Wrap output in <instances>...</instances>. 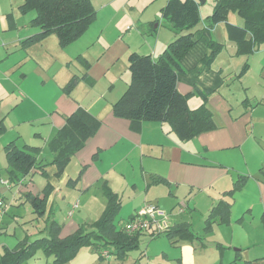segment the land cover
Wrapping results in <instances>:
<instances>
[{"label":"crops","instance_id":"1","mask_svg":"<svg viewBox=\"0 0 264 264\" xmlns=\"http://www.w3.org/2000/svg\"><path fill=\"white\" fill-rule=\"evenodd\" d=\"M90 1L95 10L93 22L78 38L61 46L54 32L36 37L41 28L33 22L35 11L22 10L24 0H0V117L3 121L10 120V128L4 123L6 130L0 135V172H6L7 182L9 174L4 148L9 142L15 141L19 147L39 148L37 158L50 162L52 154L45 156L46 153H42L56 132L64 127L67 117L80 109L99 122L94 136L72 156L62 172L58 174L57 168L49 165L46 175L34 172L20 184L10 182L9 186H0L1 197L5 200V195L16 188L29 202L27 194H41L48 182L52 191L42 217L46 228V214L49 211L54 213L59 202L56 193L63 192L64 188L69 196L74 193L69 204H62L71 208L77 203L78 209V202L83 197L92 198L99 194L104 198L105 208L103 184L106 183L118 194L120 201L122 192L135 195L133 202L137 201V204L122 227L138 208L148 204L156 205L158 209L169 205L171 210L184 205L176 220L170 222L166 218L162 224L172 227L186 223L197 235V239L175 244L166 236H160L166 237L169 245L162 246V250L155 247L153 252L141 254L146 260H136L134 264H264V92L254 99H244L235 109V105L222 94V68L218 72L209 69L214 58L207 66L199 64L178 74L177 82L180 94L197 90L206 94L203 101L195 93L188 98L187 105L189 108L200 102L199 106L205 104L212 113L213 130L185 140L171 132L166 122H132L116 117L113 104L122 97L130 82L129 55L137 53L157 60L178 35L161 18L168 0ZM154 1L158 2L157 7H153ZM30 13L33 14L30 20L20 17V14ZM208 17L206 24L195 30L206 28ZM236 24V20L234 24L226 23L228 27H244V24L241 27ZM226 37L234 44L236 55L246 58L242 67L247 65L249 68L248 57L264 46V41L252 43L249 46L251 52L244 55L239 53L240 44L229 38L228 28ZM38 46H42L41 51L36 49ZM47 51L56 55L55 63L62 73V79L55 82V94L51 98L39 96L31 88L35 83L47 85L52 79L53 64L45 67V59L40 57L48 54ZM16 55L18 57L12 60ZM74 65L80 67L79 72L69 69ZM242 71L240 75L245 73ZM72 76H76L77 81L66 92ZM36 95L43 99L35 98ZM194 96L198 100L192 101ZM27 101L29 103L25 105ZM17 113L25 117L21 118ZM11 115L16 116L17 124L13 123ZM71 164L74 169L69 172ZM39 175L43 180L35 183L34 177ZM153 177L165 179L166 184L153 183ZM238 179L241 185L227 196ZM200 192L202 196L197 199L199 195L196 193ZM61 199L65 201L66 195ZM220 201L228 204V222L208 225L206 218L210 213V220L225 213V206L212 213ZM121 208L122 201L120 211ZM196 213L198 217H195ZM61 224L64 226V221ZM76 227L70 232L62 229L61 235L74 233L79 228ZM154 229L153 225L149 232ZM26 239H18L11 248L0 245V254L4 248L13 249ZM84 252L89 259L79 250L73 257L78 261L73 264H99L92 249L90 253L88 250ZM126 259H115V262L125 264Z\"/></svg>","mask_w":264,"mask_h":264},{"label":"trees","instance_id":"2","mask_svg":"<svg viewBox=\"0 0 264 264\" xmlns=\"http://www.w3.org/2000/svg\"><path fill=\"white\" fill-rule=\"evenodd\" d=\"M199 6L197 0H168L161 18L170 25L178 38L168 45L157 60L137 53L129 55L130 82L122 97L113 104L112 111L116 117L126 118L132 122H166L171 132L185 140L215 128L212 113L205 104L194 110H190L187 105L188 98L195 93L201 96L203 101L206 100V94L200 90L180 94L177 90L178 74L199 64L209 65L222 50L223 45L213 39L211 30L220 21L226 20L229 12H236L244 21L242 29L228 27L229 38L240 44L238 46L240 54H249L251 52L249 46L252 43H263L264 0H219L207 18L208 26L195 30L200 22ZM21 8L24 11H35L36 17L33 22L41 28V33L36 37L54 32L59 37L61 46H67L78 38L95 18V10L90 0H24ZM247 68L246 65L242 72ZM76 81V76L70 78L65 88L66 92L70 91ZM65 121L64 127L56 132L47 146L52 154L50 162L37 158L39 148L26 145L19 147L15 141L5 146L9 184L10 182L20 184L34 172L46 175L45 170L49 165L55 166L59 174L72 156L83 149L86 141L94 136L99 127V122L95 118L80 109ZM5 130L3 118L0 117V134ZM151 180L153 183L166 184L163 178L153 177ZM240 185L238 179L226 195L231 196ZM51 191L52 188L47 182L41 194H27L33 214L41 218L45 215L46 201ZM103 193L106 199L104 211L96 221L88 225L90 230H86L84 225L74 233L62 236V226L54 220L53 212L49 211L46 214V235L20 241L13 249L4 248L0 254V264H23L36 252H43L45 256L52 257L53 264H64L81 248H91L99 262L108 258L110 254L114 259L123 261L132 249L138 247L139 237L153 225L155 229L151 235L166 236L172 244L197 239L196 233L186 223L160 228L157 223L144 230L132 233L126 231V225L137 218L139 209L123 227L118 228L115 220L120 212V198L106 183L103 184ZM148 205L158 208L153 204ZM221 206H225L223 216L210 220L212 216L210 213L206 218L208 225L228 222L226 202H218L212 213ZM103 252L108 253L107 257L101 255Z\"/></svg>","mask_w":264,"mask_h":264},{"label":"rangeland","instance_id":"3","mask_svg":"<svg viewBox=\"0 0 264 264\" xmlns=\"http://www.w3.org/2000/svg\"><path fill=\"white\" fill-rule=\"evenodd\" d=\"M16 1V0H15ZM23 1V0H19ZM156 1V0H155ZM154 1V6H158V2ZM203 3L200 4V22L197 26V28H201L206 21V17L210 16L213 12L214 7L218 3L219 0H202ZM32 13L24 15L20 14V17L24 16V19L30 20ZM234 20H236L238 26H243L244 21L243 19L238 16L237 14L233 12H229L226 15V21H222L215 25L214 29H212L211 34L213 36V39L219 43L224 44V48L222 51L215 57V59L210 64L209 69L218 72L222 68V75H223V82L224 87L222 88V94L226 96L230 100V102L236 106L242 105V101L246 98L254 99V96H261V94L264 92V46L261 48L260 51L253 53L252 56L248 57V62L250 64L249 68L245 73L240 72L242 69H244L243 64L246 61V58L244 56L236 55V50L234 44L227 39L226 37V28L228 26L226 23H233ZM40 45V44H37ZM42 46H38L36 49H39L41 51ZM48 54H43V56H40L43 60L45 59V67L48 68V66L53 64V70L50 72L53 76L52 79L50 78V83L47 85H37L36 83L31 86L32 89H35V93L39 96H46L51 98L52 95H54V85L57 80L62 79V73H60V67L55 63L56 55L51 52L47 51ZM18 55H16L12 60L17 58ZM245 65V64H244ZM239 67V68H238ZM67 69V68H66ZM70 70L73 72H79L80 67L77 65L70 66ZM67 69V70H69ZM36 79V78H34ZM55 79V80H53ZM40 83V81L38 82ZM36 95L35 98L42 100L43 97H38ZM44 97V98H46ZM198 100V97H195L192 99V101ZM29 101L26 102L25 105H28ZM201 103V102H200ZM195 107H189L190 110H194L199 107V104ZM190 106V102H189ZM192 106V105H191ZM17 116H20L21 118H24V114L17 113ZM13 117V115H11ZM13 123L17 124L16 116L13 118ZM4 123L7 124L8 128H10V120L5 119ZM1 135V134H0ZM46 153L45 156L49 155V151L47 148H45V152L42 153V155ZM228 159V158H225ZM44 162L45 159H43ZM224 160V159H222ZM73 164L69 165L68 170L69 172L72 171ZM34 177V176H33ZM8 178L5 171L0 172V186H5L2 182L7 181ZM43 178L39 176L34 177L35 183L38 182ZM195 191V190H194ZM17 192V193H16ZM15 195V200H13V195ZM67 191L63 190L61 193H56V199L59 201L57 202V207L54 209L53 217L54 219L59 223H65L64 226H62V229L65 232H70L72 228L76 227V229L80 226H84L85 223H92L94 220L98 219L101 214L103 213L104 209V198H102L99 194L96 196H93L92 198H89L88 196L82 198L80 200L79 206L80 209H78V204L74 203L72 205L73 207L69 208L66 204H69L68 201L70 199L71 195H74L71 191V195L66 194ZM194 193V192H193ZM66 195V200L62 201V196ZM79 196V194H77ZM94 195V193H93ZM121 195V201H122V208L118 216L116 217L115 223L118 228L122 226V224L127 220V216L132 213V209L137 204V201L133 202V193H130L129 191L120 193ZM196 198H200L202 196V192L196 193ZM60 198V199H59ZM66 203V204H62ZM86 202V203H85ZM4 207L3 211L0 214V245L4 244L5 246L11 248L15 246L18 239H22L26 237L28 240L39 238L40 236H44L46 234L45 229V221L41 218V216H38L37 214L32 213V208L29 202L25 201V198L23 195H21L18 190L15 188L11 193H7L5 195L4 200ZM72 203V201H71ZM176 203V202H175ZM73 204V203H72ZM86 207H88L86 209ZM185 206H176L174 209L171 210V207L169 208V205L166 207H160V211L164 212L167 215V219L169 218L170 222L172 220H176L178 217L179 209H183ZM139 209V208H138ZM68 214V215H67ZM198 217V214L196 213V216ZM197 226V225H196ZM67 227V228H66ZM86 230H90L89 226H84ZM75 229V230H76ZM150 229L146 230V232L143 233L142 236L139 238V246L137 249H132L128 253V257L126 259L125 264H134L136 260H146L145 256L141 257V254L147 253L148 251H152L155 247L162 250V246L169 245V242L166 237H160L157 240L156 237H153ZM66 234V233H65ZM155 240V241H154ZM1 247V246H0ZM90 253L89 248H81L80 250L85 253L84 251H87ZM1 251V249H0ZM87 258L88 255L85 253ZM97 258V256H96ZM140 258V259H139ZM89 259V258H88ZM76 261H78L77 258H72L69 260V264H73ZM68 263V262H67ZM23 264H52V257H47L43 252H38L35 257H32L28 261L24 262ZM99 264H116L114 256L110 254L108 258L103 259V261L99 262Z\"/></svg>","mask_w":264,"mask_h":264},{"label":"built area","instance_id":"4","mask_svg":"<svg viewBox=\"0 0 264 264\" xmlns=\"http://www.w3.org/2000/svg\"><path fill=\"white\" fill-rule=\"evenodd\" d=\"M2 183L5 186H9V183L7 181H4ZM3 207H4V201L0 195V214L3 211ZM166 217L167 215L164 212L160 211V209L156 208L155 206L148 205V206L142 207L137 212V218L134 219L133 221H130L126 225V231L132 233V232H135L136 230H140V229L144 230L150 225L157 224V223H158L159 228L161 226L164 227V225L162 224V220L166 219ZM101 255L104 257H107L108 253L103 252L101 253Z\"/></svg>","mask_w":264,"mask_h":264}]
</instances>
